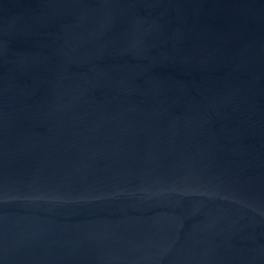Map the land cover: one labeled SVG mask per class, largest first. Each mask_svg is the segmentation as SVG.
<instances>
[{
  "label": "water",
  "instance_id": "1",
  "mask_svg": "<svg viewBox=\"0 0 264 264\" xmlns=\"http://www.w3.org/2000/svg\"><path fill=\"white\" fill-rule=\"evenodd\" d=\"M0 264H264V0H0Z\"/></svg>",
  "mask_w": 264,
  "mask_h": 264
}]
</instances>
